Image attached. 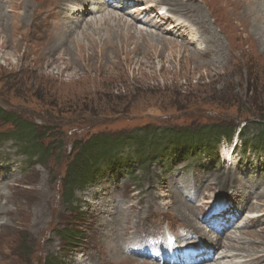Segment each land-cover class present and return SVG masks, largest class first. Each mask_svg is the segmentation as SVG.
Here are the masks:
<instances>
[{
  "label": "rangeland",
  "instance_id": "obj_1",
  "mask_svg": "<svg viewBox=\"0 0 264 264\" xmlns=\"http://www.w3.org/2000/svg\"><path fill=\"white\" fill-rule=\"evenodd\" d=\"M58 1L0 0V108L40 129L57 128L43 140L50 153L45 166L18 154L11 140L0 144V205L10 211L0 215V264H162L123 249L116 254L112 248L120 244L113 240L120 233L128 243L136 236L147 246L158 234L178 241L185 236L203 239L189 233L181 218L182 207L193 205L194 223L213 241L216 235L201 222L211 219L207 214L218 203L233 212L228 217L233 219L229 226L236 225L233 238L241 237L244 225L253 222L242 237L247 254L239 253L246 264H264V163L254 150L244 154L237 146L229 162L227 144L217 158L201 155L167 170L158 165L139 168L133 182L104 172L96 184L76 190L77 204L72 206L64 200L63 181L75 141L97 134L114 136L147 127L184 130L224 122L237 125V130L245 127V139L253 146L260 129L247 120L264 113V37L253 30L254 18L245 26V13L230 0H164L167 5L137 0L127 14L116 2L103 0L108 2L107 13L150 23L158 20L155 11L167 6L165 34L144 23L138 26L177 46L164 47L157 37H125L116 23H102L97 35L94 25L82 29L87 21L94 22L93 15L81 23L77 31L83 34L73 40L76 32L65 37L56 32L57 26L45 31L51 24V4ZM147 1L156 7L142 15L137 7ZM177 20L182 27L175 26ZM215 37L222 53L206 50L212 46L204 40ZM107 41L115 47L105 45ZM13 130L0 124V135ZM161 140L170 146L172 139ZM6 196L13 197L10 203ZM122 220L128 228L122 224L118 232L116 223ZM213 224L223 227L225 222ZM63 230L73 232L76 245L62 237ZM218 254L211 264L225 263ZM257 254L260 259L252 262L249 256ZM122 256L127 263H120ZM243 259L237 262L243 264Z\"/></svg>",
  "mask_w": 264,
  "mask_h": 264
},
{
  "label": "trees",
  "instance_id": "obj_2",
  "mask_svg": "<svg viewBox=\"0 0 264 264\" xmlns=\"http://www.w3.org/2000/svg\"><path fill=\"white\" fill-rule=\"evenodd\" d=\"M247 121L257 124L260 132L257 134L255 144L249 146L245 139L246 128L240 131L243 152L254 150L257 153H264V113H261L257 119ZM1 123L11 125L14 130L0 135V144L11 140L17 145L18 154L25 156L26 160L34 164L33 158H37L42 166L47 164L50 153L49 148L44 146L43 140L51 137L48 135H51L52 131L55 132L56 127L40 129L37 124L28 121L20 114L2 108H0ZM237 127L224 122L193 125L184 130L147 127L114 136L97 134L84 141H75L63 180L64 200L67 205H76V190L96 184L99 174L104 172L133 182L136 170L139 168L147 170L151 165H158L167 170L169 165L186 163L201 155L209 159L217 158L221 143L225 140L231 141L238 131ZM162 138L172 139L170 146L161 145ZM71 233H73L71 230L61 231L62 237L68 243L76 245L78 238Z\"/></svg>",
  "mask_w": 264,
  "mask_h": 264
},
{
  "label": "bare ground",
  "instance_id": "obj_3",
  "mask_svg": "<svg viewBox=\"0 0 264 264\" xmlns=\"http://www.w3.org/2000/svg\"><path fill=\"white\" fill-rule=\"evenodd\" d=\"M110 1L113 2V0H110ZM117 1H119V2H117ZM140 1H142V0H140ZM171 1H173V0H171ZM177 1H179V0H177ZM230 1L232 2L233 6L236 9L243 10V12L245 13L244 14L245 16L244 17L242 16L243 19H244V22L246 23L245 26H247L248 24H251L250 23L251 22L250 18L253 17L254 18V20H253L254 23H253V26H252L253 30H256L258 37H260V38L264 37V0H230ZM114 2H116L115 5L118 4V7H116V8H121V10H124L123 12H125V13H126L125 10H132L134 7H136V3H133V0H114ZM150 2L151 1H147V3H143V4L138 5L137 11L142 12V15L148 14V13H153V9H152L153 5H151L152 3H150ZM174 2H175V0H174ZM180 2H181V4H184L183 1L180 0ZM162 3L166 4L164 0H162ZM107 5H108V2L105 3L103 0H61V1H58V2H56L54 4H51L50 10L48 12V18L51 21L50 22L51 24L47 23L44 26L45 27V31H48V33H50L57 26L58 29H56V32H57V30H60L62 32L61 34H63L65 37L66 36L67 37L71 36L74 32H76L74 35H72L71 38L73 40H77L78 39L77 36L80 35V33L82 32V29L89 27L90 24H91V26L94 25L95 30H94L93 33H95L97 35L98 31L100 30L99 27H101L102 23L103 24L107 23L108 25L111 24V23H116L117 26L121 29V33L125 37L130 38V37H133L135 35H139L141 37H144L142 39L143 40L145 39V41H146V38L157 37L158 39H160V41L159 40L158 41L161 44H163L164 47H174V45H176L175 42H173L172 40H170L168 38H165V37H161V36H159V34L157 35L154 32L144 31L138 26V24L144 23L146 27L154 29L155 31H159V29H160L161 31H159V32H161V34H165V32L162 31V28H163L164 23L166 22L164 20L170 19L168 12H167V14L165 16L166 18L165 17L162 18V17H160V15L157 14V16H159V17H158L157 22H155V23H150V22H146V21L144 22L143 18L139 19V18H135V17H132V16H131L132 20L129 19L131 21L130 22L129 20L124 18L126 16L122 17L121 15L118 16V15H113L112 13H107V12H110L106 8ZM185 6H187V4H185ZM188 8H191V6H188ZM160 11H162V10H160ZM97 14H99V16H101V15L102 16L99 17V18H96ZM90 15H93L95 17V20H93L94 22H92V20L91 21H87L86 20L87 17L90 16ZM177 21H176L177 25H175V26L176 27H179V26L182 27L183 24L179 20H177ZM82 22H86L85 27H83L80 31H77L78 29H80ZM97 22H100V24H98ZM204 23H206V22L202 21L201 24H204ZM206 26L207 25H205L204 28ZM183 28H185V26H183ZM207 30L210 31L209 27H208ZM81 34H83V33H81ZM169 34L173 35L174 33L170 32ZM47 35H49V34H47ZM92 37H93V35H92ZM204 42H205L206 45H211L212 46V47H210V46L206 47V50L208 48V50L212 54H215L216 52H221L222 53V47H219L217 38L216 39H208V38H206V40H204ZM146 43L148 44L149 41L146 42ZM54 44H56V43H54ZM127 44H129L128 41L125 43V45H127ZM93 45H95V44H93ZM105 45H108V46H110L112 48L115 47L114 44L112 43V41H107V43H105ZM206 52L209 53L208 51H206ZM142 53H143L142 55L146 56V57L149 55L148 51H143ZM219 56H222V54H219ZM93 58H95V56ZM90 61H91V59H90ZM227 157L229 158V155H227ZM230 160L231 159L229 158V162H230ZM2 190L3 189H0V195H2ZM5 199H6V204H7V203L11 202L13 197L12 196H6ZM3 206L4 205H2V204L0 205V215H9L10 211L6 210L5 206L4 207ZM195 209L196 208L193 205H188L186 207L183 206L182 210H184V211L181 210V213H182L181 218H182V220H184L186 225L190 227L191 230H189V232H191V234H192V232L195 235L196 234H200L202 237H205V238H203V240L205 242H207L209 244H210V242L212 243V246H211L212 250L211 249L209 251L207 250L205 253L202 254L203 260H206V261H203L200 264H207V263L211 264L213 260H217V254L218 253H220V254H218V257H220V255H221V260L225 262L223 264H242L241 262H237V261H239V259H243L244 258V254L239 253V252H245L244 251L245 248H243L242 245L246 244V243H243L244 241H243L242 237H244L246 235V233H248L246 228L248 226H251L253 222L250 221L249 223L244 225L245 230L240 232L241 237H237L236 236V237L233 238L232 234H234V233H231L230 232L231 228L227 227L220 234L216 235V237L212 241V240H209L208 238H206L207 233L203 232L202 228L199 225L194 223L195 220H194V218L192 216L193 215L192 212H194ZM0 217H2V216H0ZM125 222L126 221H124V220H122L121 222L117 221V223H116L117 226L116 227H117L118 232L121 230L120 228H122V224L126 225V230H127L128 226H127V224ZM201 223H203V222H201ZM110 234H112V233H110ZM104 237H107V235L105 234ZM111 239H112V237H111ZM137 239H136V236H134L133 238H131V240L128 243L127 239L123 236L122 233H120L119 237L116 240H113V241H115L117 243L119 242L120 247L119 246H117L116 248L113 247L112 250L116 254H118V253L122 252V249H123V251H125V253L128 254V255H130V254L133 255L134 254V255L145 256V257L149 258L150 261L158 262V263H162V264H166V261L168 262V259L166 257H164L160 253V249L162 251L164 249L163 253H165V254L167 253V246H166L165 243H163L164 246H162L160 248L156 247L155 250L153 249V251H155L154 252V256H153L151 254V252L149 250H147V249H144L143 251H141L143 253H137V251L134 248L136 246L140 247L142 245V242H140V241L137 242ZM233 244H236L237 247H235ZM123 245H124V247H122ZM230 248H233V249H230ZM174 251H173L174 260H178V259L181 260L180 257L176 256L177 253L176 252L174 253ZM122 254H124V252ZM212 255L214 257H212ZM260 257H261L260 254L254 255V257L253 256H249V258H250V260L252 262H255V261L259 260ZM263 258H264V256H263ZM226 259H229L230 261H225ZM127 262L128 261L125 259V257H123L121 259V261H120V263H127ZM243 262H244L243 264H246L244 259H243ZM260 263H255V264H260ZM219 264H222V263H219ZM250 264H252V263H250Z\"/></svg>",
  "mask_w": 264,
  "mask_h": 264
}]
</instances>
